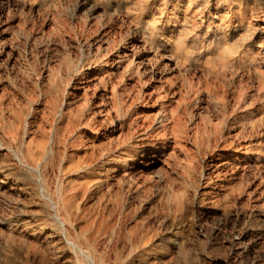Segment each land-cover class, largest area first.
Returning <instances> with one entry per match:
<instances>
[{
  "label": "rangeland",
  "instance_id": "374dc122",
  "mask_svg": "<svg viewBox=\"0 0 264 264\" xmlns=\"http://www.w3.org/2000/svg\"><path fill=\"white\" fill-rule=\"evenodd\" d=\"M0 264H264V0H0Z\"/></svg>",
  "mask_w": 264,
  "mask_h": 264
},
{
  "label": "bare ground",
  "instance_id": "6f19581e",
  "mask_svg": "<svg viewBox=\"0 0 264 264\" xmlns=\"http://www.w3.org/2000/svg\"><path fill=\"white\" fill-rule=\"evenodd\" d=\"M168 113H169L168 111L166 112L165 110H161L158 113L159 115L155 118L153 126H150V125L144 126L143 124H141L138 126L139 129H137L139 131H136V132L132 131L131 133L128 132V136L127 134H123L119 127L118 128L119 133L115 137L114 142L110 144L108 143V146H109L108 148L100 147L98 149L99 151L98 155H96V153L92 150L86 157L87 161L82 163V165L78 168V172L80 171L82 174H88L86 176L87 178H89L93 176L91 174H100V172L105 171L106 168L104 166H107V164H114L115 162L118 163V161L125 162L127 157L130 156L131 149L134 150V148H138V151H140V153L155 149L156 144L154 143V141L156 142L158 141L157 139L155 140L153 139L154 133L156 130H161L163 133L167 132V129H168L167 123L169 122V119L167 118ZM178 116L179 115L173 116V114L170 113L169 114V117L171 119L170 123L176 126L177 121H179ZM109 124L113 125L111 122ZM136 134H138V136H136V138L138 137V141H136L137 144L135 145L134 143L135 141L133 142L132 139ZM201 139H203V137H201ZM197 141L198 140H196L195 142L198 143ZM71 246H74V245L71 243Z\"/></svg>",
  "mask_w": 264,
  "mask_h": 264
}]
</instances>
